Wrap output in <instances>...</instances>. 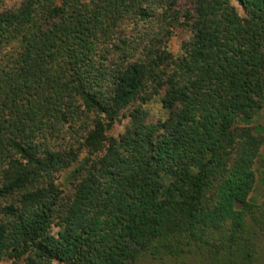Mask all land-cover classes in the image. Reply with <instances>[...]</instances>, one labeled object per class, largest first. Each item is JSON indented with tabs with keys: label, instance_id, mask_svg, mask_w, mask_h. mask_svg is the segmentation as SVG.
Segmentation results:
<instances>
[{
	"label": "trees",
	"instance_id": "obj_1",
	"mask_svg": "<svg viewBox=\"0 0 264 264\" xmlns=\"http://www.w3.org/2000/svg\"><path fill=\"white\" fill-rule=\"evenodd\" d=\"M233 1L0 0V260L256 263L264 0Z\"/></svg>",
	"mask_w": 264,
	"mask_h": 264
},
{
	"label": "rangeland",
	"instance_id": "obj_2",
	"mask_svg": "<svg viewBox=\"0 0 264 264\" xmlns=\"http://www.w3.org/2000/svg\"><path fill=\"white\" fill-rule=\"evenodd\" d=\"M230 2L235 6L236 10L238 12L241 11L240 7L233 1L230 0ZM183 37V34H177L173 35L168 43V48L173 53L179 52V44ZM144 108L146 110V117L145 120L147 122L154 123L160 118H163L164 111L161 108L159 102L157 99H152L149 102H147L144 105ZM249 124L254 128V132L257 134H261L264 136V94L262 98L261 108L252 116L251 120L249 121ZM120 126H116L115 131L120 130ZM263 147L260 151H262ZM254 172H255V184L253 187V190L250 193V198L254 201H260L262 197H264V170H261L257 167V164H254ZM261 249L258 256V259L255 264H264V239H262L261 243ZM0 264H12L11 261L2 259L0 260ZM142 264H160L154 261H143ZM162 264H180L179 262H175L171 259H165Z\"/></svg>",
	"mask_w": 264,
	"mask_h": 264
}]
</instances>
